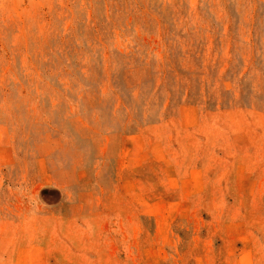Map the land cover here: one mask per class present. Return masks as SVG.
<instances>
[{
  "label": "rangeland",
  "instance_id": "1",
  "mask_svg": "<svg viewBox=\"0 0 264 264\" xmlns=\"http://www.w3.org/2000/svg\"><path fill=\"white\" fill-rule=\"evenodd\" d=\"M0 264H264V0H0Z\"/></svg>",
  "mask_w": 264,
  "mask_h": 264
}]
</instances>
